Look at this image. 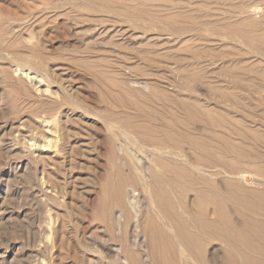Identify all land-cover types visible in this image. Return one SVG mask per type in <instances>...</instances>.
I'll use <instances>...</instances> for the list:
<instances>
[{
  "label": "rangeland",
  "instance_id": "1",
  "mask_svg": "<svg viewBox=\"0 0 264 264\" xmlns=\"http://www.w3.org/2000/svg\"><path fill=\"white\" fill-rule=\"evenodd\" d=\"M131 1L128 0L134 5L139 2L136 6L142 5L139 7L149 8V13L152 11V19L148 15L136 17V21L143 25L142 28L132 24L133 17L122 19L112 15L103 16L99 11L91 14L85 10H75L67 5L72 2H81V0H0V264H124L119 243L121 241H118L117 232L115 231L116 235L109 232L104 222L100 221L96 215L97 198L100 195L107 160L105 157L107 125L102 120V110L105 105L119 110L120 102L122 103L123 100L120 97L127 96V93H122L123 91L119 89L120 82H123L128 89H136L134 84L138 82L146 83L147 86L141 84L139 89L144 96H149L148 87L152 82L151 77L152 80L154 77L162 80L161 75L162 77L176 75L175 68L180 66L177 61L184 66L188 61L194 60L192 59L193 49L196 47L198 51L194 49L195 54L200 50L205 51L202 52L201 57H199L201 53L195 55L199 57L196 58V62L198 61L196 66H199L198 73H202L201 76L203 79L206 77V81L209 78L207 82L210 81L211 84L217 83L214 82V76H219L218 83L220 82V87H223L226 93L238 90L236 84L231 83L229 78L232 70L240 65L242 70L238 67L239 76L250 79L249 85H252L246 88L247 92L245 90V93L240 95L239 102L242 104L240 111H237L234 105L231 106L234 104L232 101L227 100L223 103L222 111L224 116L231 117L233 120L241 121L242 118L247 121L257 117V120L254 119L257 123L252 121L254 124L251 123V125L258 124L255 128L264 132V92L259 90L257 92L254 89L262 83L256 77L264 72V58L255 55L256 52L254 53L252 47H258L257 43L262 40L254 41L256 45L254 42L231 41L230 33L236 30L229 31L225 25L242 19L236 8L230 7L228 1H222L225 6L218 3L221 5H218L220 8L214 2L208 4L209 6L206 4V9L193 1L189 5L185 0ZM258 2L264 5V0ZM233 3L238 4V1L234 0ZM214 4L217 9H221V15L220 10L215 9L214 6L212 8L211 5ZM193 5L196 7H192ZM254 8L249 6V16L257 20L259 22L257 27L261 28L255 25L252 30L257 29V31L253 34L254 31L250 30L253 27L244 25L245 31L241 29L244 28L241 25L242 27L240 26L241 28L237 31L250 30L252 36L264 33V23L260 22L264 16V8L262 12H256ZM167 9L168 12L165 11ZM169 9H173L172 12L175 14H177L176 11L178 14L180 11L184 12L181 14L183 16L186 14L185 17L190 14L196 15L198 21L200 18L204 21L205 17L207 19L209 17L215 23L209 19L204 21L209 23L207 22V29L203 33L204 36L206 35L203 40L194 41V36L187 34L185 43L183 38H177L178 40L175 41L176 38L174 39L173 35L165 36L155 30V24L161 18L165 19L166 13L171 12ZM201 11L205 13L202 16ZM206 13L210 15L205 16ZM216 13L219 16H216ZM156 14L160 17L158 18ZM168 16H171V13ZM86 19L94 20V22L91 21L88 24L85 22ZM99 19L104 20L105 25H97L100 24ZM216 19L217 21L220 19L219 22H216ZM211 23L212 25H209ZM216 23H220L216 27L219 32L214 33L211 27L214 24L217 25ZM223 23L224 26L221 25ZM128 25L132 26V29ZM155 31L157 33H154ZM86 33L94 35V38L87 39ZM171 40L172 43H170ZM217 40L221 42L218 44ZM114 42L115 44L118 42L117 46L115 45L118 49L113 45ZM247 43L250 44L247 45ZM261 43L264 41L259 44ZM199 44L205 48H200L203 46ZM181 47L185 48L183 49L185 51L190 48L192 52L188 50L189 53L187 54V51L185 54L187 57L182 55L185 52L183 50L179 51V53L182 52L179 54L178 49ZM129 48L132 49L128 51ZM144 48H149L151 53L149 49ZM261 48L264 50V44ZM206 49L208 52L214 50L208 54ZM137 50L141 53L139 51L135 53ZM215 50L217 53L213 52ZM142 53L143 56H141ZM234 53L236 54L232 55ZM250 53L257 60H254V56L251 57ZM153 54L159 56L155 59ZM180 55L184 59L181 60ZM189 55L192 58H189ZM210 55L213 57H209ZM244 56L250 58L247 59ZM167 57L169 60L166 59ZM143 58L147 59L148 63L146 60L143 62ZM158 58L160 60L157 61ZM174 58L178 59L177 64L172 63ZM242 58H245L246 63L250 61L246 64L249 67L252 66L250 69L245 64L243 69L242 64L245 61L242 62ZM220 59L222 60L219 61ZM237 59H241V62H236ZM166 60L169 63H165ZM199 60L201 64L204 60L205 65H200ZM209 61H212V64ZM223 62H227L226 65ZM155 64L161 65V69L155 68ZM256 64L261 65L262 67L258 68L262 69L256 70ZM163 65L168 69L167 74L162 71ZM214 65L218 68L216 69ZM223 65L226 67L231 65L232 69ZM245 66L253 71H249V74L246 70L247 74H245ZM130 67L132 68L129 69ZM170 67L174 70L169 71ZM223 67L226 70H222ZM115 68H118V71L119 68H124L126 77L124 78L122 70L115 73ZM130 70H133L132 73ZM213 70L217 73H213L214 76ZM22 72H29L33 78H26ZM155 72L156 75H154ZM151 73L153 75L149 77ZM248 74L251 76L249 77ZM255 79L259 80H257L258 84ZM225 80L228 82L223 83ZM244 86L246 87L245 83ZM118 90L124 95H120ZM105 93L111 94L113 98L109 99L111 96ZM115 94L118 96L115 97ZM130 97L138 104L146 103L135 94ZM199 97L203 100L201 102H204V97ZM204 103L207 104V102ZM142 200L140 199L136 205L138 209H142ZM132 229L131 225L126 242L129 238L130 248L134 247L140 251L142 263L148 264L147 254L137 246V242L135 243ZM149 264L152 263L149 262Z\"/></svg>",
  "mask_w": 264,
  "mask_h": 264
},
{
  "label": "bare ground",
  "instance_id": "2",
  "mask_svg": "<svg viewBox=\"0 0 264 264\" xmlns=\"http://www.w3.org/2000/svg\"><path fill=\"white\" fill-rule=\"evenodd\" d=\"M136 1L137 0H135V2ZM192 1L199 3L203 9H206V4L208 5L212 2L217 3L218 7V5H220L218 3L228 1L231 5L230 7L236 8L239 11V15L242 17L239 21L227 23L225 25L229 31L230 29L236 30L230 33L231 36H229V38H231V41L240 40V42L252 43L257 40H262L260 42L264 41V33L252 36L255 34V31H257V29H252L255 28V25L257 27L259 22L249 16V6H254L256 12L263 11L264 5L258 2L262 0H237L238 4H234V0H185L189 5L192 4ZM256 1L257 3H255ZM136 4H139V2ZM136 4L134 5L128 2V0H81V2H72L67 5H70V7L75 10H85L91 14H95L99 11L103 16L112 15L122 19L133 17L134 20L132 24L134 26L136 25L137 28H142L143 25L141 26V24L136 21V17L148 15L152 19V11L149 13V8L139 7L142 5L136 6ZM144 4L146 3L144 2ZM221 5L225 6L223 3ZM211 6L212 8L216 7L215 4ZM192 7H196V5ZM217 7L215 9H217ZM172 10L169 13H166L168 9L165 10L166 12L164 11V13H166V16H164L165 14L163 15L165 19L163 20V18H161L158 20L157 24H155V30L159 31V34H165V36L173 35L174 39L176 38L175 41L178 40L177 38H183L182 40H184V43L186 42L187 34L191 37L194 36V41L203 40L205 38L206 35L204 36L203 33L206 31L209 22L204 21L208 20L209 17L208 19L205 17L206 19L204 21H201L199 17L200 21H198V17L195 14V16L190 14L185 17L186 14H184V16L181 14L184 12L180 11V14H178V11H176L177 14H175ZM217 10H220L219 14H222L221 9ZM153 12H155V10ZM170 13L171 16H168ZM204 14L202 12L201 16ZM219 14L216 16H219ZM209 15L210 14L207 15L206 13L205 16ZM98 17L101 18L99 15ZM157 17L159 18L160 15H157ZM209 20L213 21L211 19ZM219 20L217 21L216 19V22H219ZM91 21L94 22V20H85L88 24ZM104 22V20L99 19L100 24L97 25H105ZM260 22L264 23V16ZM216 24L217 25L214 24L213 27H211L214 33L219 32V29L216 27L219 26L220 23ZM209 25H212V23ZM221 25L224 26V23ZM241 25H243V27L244 25L253 27L250 29L254 31L253 34L250 30H247L248 32L237 31L238 28L242 27ZM128 27L130 26L128 25ZM241 29H245L246 31L245 27ZM156 31L154 33H157ZM260 31L262 32L263 30L261 29ZM88 33L86 34L88 35ZM152 35L151 33V36ZM86 37L87 39H91L92 37L94 38V35L90 34ZM96 41L98 42V39ZM115 42L113 45L117 46L118 42L116 44ZM172 42L171 40L170 43ZM219 42L217 40L216 43L219 44ZM260 42H258L257 45L263 46L264 43L260 45ZM255 43L256 42H254V45H256ZM248 44L250 43H247V45ZM140 45L137 46L141 47ZM187 46L191 47V45ZM259 46H252L254 48V53L256 52L255 55L264 58V50H262V46L260 47L261 49ZM108 47H106V49ZM200 48L205 47L203 46ZM131 49L129 48L128 51ZM179 49L178 53L185 48L182 49L181 47V49ZM194 49L193 58L191 54V56L189 55V58L194 60L190 62L186 60L188 61L186 65L183 66L180 61H177V57L172 60V63L177 61L181 66L178 65L176 66L177 68H175V66L172 65L174 66L173 68L176 69V75H174L175 73L173 72L171 73H173L174 76L170 73L171 76L168 74V77L167 75L165 77L158 75L163 78L162 80L155 79V77L154 80H152L153 78L151 77L152 82L148 87V89H150L149 96H144L139 89L141 84L147 86L146 83L138 82L134 84L136 89H128L123 82H120L118 84L119 89L123 91L122 93H127L125 97L119 96L123 99V104L120 102L119 110L108 105H105L102 110V120H104L107 125L105 135V157L107 160L106 171L101 183L100 195L99 198H97L96 215L100 221L104 222L109 232H112L113 235H116L115 231L117 232L118 241H121L119 243L123 253L122 261L124 264H145L141 261L140 251L136 250L134 247L130 248V243L128 242L129 238H127L128 244L126 242V237H128L131 225L133 226L132 231L136 238H134L135 243L137 242V246L142 248L147 254L148 264L149 262L152 264H264V132L262 133L260 129L255 128L258 124L255 126L251 125V123H253L252 121L257 123L255 122L258 119L257 117L253 116L254 118H251L252 120L247 121L242 118L241 121L237 119L233 120L231 117L224 116L222 111L223 103H225L226 100L229 102L232 101L234 104H231V106L234 105V108L240 111L242 105L239 102L240 95L241 93H245L246 88H249L252 84L249 85L250 79L239 76L240 71H238V67H240V65H237V69L232 70L231 77L229 78L231 79V83L236 84L237 91L226 93L224 89H222L223 87H220V82L218 83L219 76L213 75L216 70H213L212 75L217 79L215 80L213 77L214 82L217 83H212V85L209 83L210 81L207 82L209 79L208 76L207 81L205 80L206 77L203 79L201 76L202 73H198L199 66H196L198 62H196V58L201 57L202 52L205 51L201 52L200 50L198 53L201 54L198 57L199 54L197 52L196 54L198 55L195 56V51H198V49H195V51ZM140 50H137L135 53L138 51L140 52ZM152 50H154V48ZM188 50L191 49L189 48ZM212 50L210 51L212 52ZM149 51L151 53L150 49ZM184 51L185 50H183V52ZM187 51L183 54L182 52L180 53L185 55ZM210 51L208 52L206 49L208 54ZM130 52L132 53L133 51ZM213 52L217 53L216 50ZM248 52L249 51H247V53ZM188 53L189 51L187 54ZM220 53L223 54L221 51ZM235 54L236 53L232 55ZM211 55L213 54L211 53ZM211 55L209 57H211ZM250 55L251 57L254 56H252V53H250ZM141 56H143V53ZM157 56L159 55L155 54L154 56L153 54L154 58H157ZM166 56L168 55L166 54ZM185 56L187 57V55ZM217 56L216 59H218ZM144 57H146L145 54ZM147 57H149V55ZM153 57L150 56V58ZM182 57L183 56L180 55L181 60L184 59ZM248 57L246 58L248 59ZM150 58L148 60H150ZM159 58H161V56ZM159 58L157 61L160 60ZM172 58H170V60ZM253 58H255V56ZM143 59V62L146 60L148 63L147 59ZM166 59L169 60L168 57ZM244 59L242 58V62ZM167 60L165 63H169ZM221 60L222 59L219 61ZM240 60L235 61L239 62ZM254 60L257 59L255 58ZM199 61L200 65L206 63L204 60L202 64L201 60ZM149 62H151V60ZM209 62L207 63L209 64ZM248 62L250 61H247V63ZM172 63H170V65ZM225 63L223 62V64ZM247 63L245 61L242 66ZM233 64L232 62V66ZM161 65L158 66V64H155L154 66L157 69L159 67V69H161ZM164 65V70L162 71L167 74L168 69ZM194 65L197 68H195ZM230 66L231 65H228V67ZM246 66H248L249 69L252 67H249V65ZM258 67L262 66L258 64L256 70ZM112 68H114V66ZM131 68L132 67L129 69ZM170 68L169 71L172 70V68ZM223 68L222 70H226V68ZM234 68L235 67H233V69ZM248 68L246 67L245 72L248 70L247 72L250 74L253 70L250 71ZM119 69L123 72L124 68ZM258 69L260 70L262 68ZM115 70V73L120 71H118V68H115L114 71ZM209 70L210 69H208V71ZM152 72L154 73V71ZM241 72L243 74L245 73L244 71ZM247 72L245 74H247ZM22 73L26 78H33L30 76L29 72ZM122 74L124 75V72ZM249 74L248 76L250 77L251 75ZM152 75L151 73L149 77ZM154 75H156V72ZM125 77L126 75H124V78ZM255 77L256 76H254V78ZM256 78H259L263 83L264 72L258 74ZM255 80L258 84L259 80ZM226 82L228 81L225 80L223 83ZM262 83H260L261 85L255 83L257 86L254 89L263 93L264 85H262ZM111 92L115 93L113 91ZM118 92L120 91L118 90ZM122 93L120 92L119 94L124 95ZM134 94L144 99L146 103L138 104L135 99L130 97ZM106 95L111 96L109 99L113 98L111 94ZM117 96L118 95L115 97ZM199 96H201V98L203 96L205 99L204 102H207V104L201 102L203 100H200ZM103 100L104 99H102V101ZM106 101L105 103L108 104V101ZM115 102L114 104L117 103ZM124 106H126V108ZM226 114L227 113H225V115ZM248 116L249 115H247V117ZM140 199H143L141 205L142 209L136 207Z\"/></svg>",
  "mask_w": 264,
  "mask_h": 264
}]
</instances>
